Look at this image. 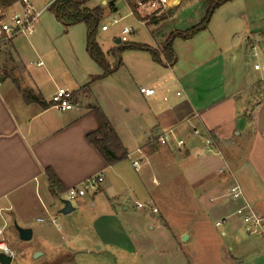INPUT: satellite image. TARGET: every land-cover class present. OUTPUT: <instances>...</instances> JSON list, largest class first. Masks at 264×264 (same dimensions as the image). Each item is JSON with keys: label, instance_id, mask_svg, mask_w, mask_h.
<instances>
[{"label": "crops", "instance_id": "1", "mask_svg": "<svg viewBox=\"0 0 264 264\" xmlns=\"http://www.w3.org/2000/svg\"><path fill=\"white\" fill-rule=\"evenodd\" d=\"M170 1L172 7L180 0ZM101 4L117 11L114 2L101 0ZM140 11L137 8L134 15ZM247 23V33L262 42L264 23ZM17 40L0 47V227L16 223L32 229L34 235V224L44 223L42 215L51 219L54 199L99 175L104 176L99 192L110 197L109 204L103 206L106 217H117L122 207L129 211V206L118 204L129 195L124 190L114 191V179L126 185L131 194L151 197L154 187L179 178L192 186L203 183L204 191L221 195L237 184L243 197L233 203L234 213L248 204L255 213L264 215V75L253 74L245 59L237 64L234 55V62H228L227 52L215 40L212 56L176 54L175 64L161 63L160 68L154 60L144 58L149 76L143 83L133 78L125 84L122 80L113 82V76L94 81L102 69L92 59L79 58L77 50L73 51L77 62L58 63L55 56L61 54L54 48L33 46L30 52L17 46ZM211 57L215 59L208 63ZM40 62L43 65L38 66ZM5 69L14 72L15 78L4 76ZM24 76L32 85L33 98L43 100V104L26 100L27 90L16 80L25 82ZM142 87L153 88L156 94L145 97L140 93ZM59 88L74 91L72 110L59 111L48 104ZM96 110L107 117L127 149L126 160L109 165L89 142L88 135L99 129ZM169 130L185 145H160L158 138ZM136 160L142 162V171L133 166ZM127 165L140 173L138 185ZM48 171L60 183L57 195L51 193ZM81 199L76 207L72 203L71 213L77 214L70 216L66 236L74 234L79 222L86 224L83 218L79 221L80 214L90 206ZM93 207H98L96 201ZM152 214L142 212L146 219ZM260 239L264 243V235ZM250 243L254 252L263 248L255 241ZM66 250L70 258L74 249Z\"/></svg>", "mask_w": 264, "mask_h": 264}, {"label": "rangeland", "instance_id": "2", "mask_svg": "<svg viewBox=\"0 0 264 264\" xmlns=\"http://www.w3.org/2000/svg\"><path fill=\"white\" fill-rule=\"evenodd\" d=\"M53 1L30 0L38 11L50 6ZM83 1L89 8L95 5L103 8V20L97 30L96 42L112 67L121 63L110 75L113 76L111 80L115 83L122 80L125 84L133 82V78L138 83H143L149 76L148 64L144 58L153 62V57L146 51H118L121 44L117 45L116 40L121 38L124 27L134 30L128 36V43L147 45L160 52L173 34L185 32L200 24L207 12L206 3L200 0H180L172 7L160 5L157 9L145 6L140 8L138 16L132 13L131 6L134 5L131 0H107L108 3H115L117 11L103 6L101 0ZM10 11L6 10L4 15H8ZM114 19L119 22L113 23ZM247 20L251 25L264 23V0H233L224 4L213 14L206 33L200 32L198 34L201 35L188 40L175 38L173 50L182 57L193 53L212 56L216 40L227 52L225 58L228 62H234V57L237 56V64L245 59L253 74L264 75L263 70L257 71L254 68L255 64L264 65V38L262 42H257L252 34L247 33ZM103 25L109 26L107 31L102 30ZM34 34L31 40L18 38L15 44L30 52L33 46L52 47L61 54L55 56L58 63L77 62L73 53L76 50L79 58L91 59L85 51L86 25L81 23L65 27L49 7L38 20ZM35 39L38 40L37 43ZM254 52H257V58L252 56ZM210 59L208 63L215 57ZM30 61L32 63L33 60ZM156 63L160 68L161 63ZM2 73L11 78L16 76L9 69ZM24 77L25 82L21 78L16 80L20 82V87L27 90L28 95H33L29 78ZM48 92L49 89L45 93ZM127 167L130 177L138 185L140 173H136L129 165ZM146 177L151 181V174L148 173ZM113 185L116 193L124 190L129 195L118 200V204L129 206V211L124 212L122 207L117 217H106L103 206L109 204L110 197L99 192L100 189L96 194L90 191L84 197L90 207L86 208V213L80 214L79 219L86 220V224L79 222L74 227L72 236H66L67 227L71 226V219L77 213H59L66 195L54 199L51 219L42 215L44 223L34 224L35 232L30 241H22L14 224H8L5 238L16 252L12 264H264L263 240L260 235L246 233L241 216L234 213V202L225 196L228 192L221 195L204 191L203 183L192 186L180 178L171 180L165 186L154 187L151 197L141 194L138 196L134 192L131 194L126 185L115 179ZM152 187L150 184V188ZM81 201V198L73 200V206H78ZM95 201L97 208L93 207ZM139 201L151 204L158 212L148 219L144 218L142 212L149 210L136 208L134 204ZM52 220L56 221L53 223ZM219 221L224 223L221 227H216L215 224ZM185 234L189 238L183 241ZM250 241H255V244L263 248L254 252ZM64 246L74 249L70 258H67L68 250ZM35 250L37 251L34 252ZM43 252L46 253L45 256H42Z\"/></svg>", "mask_w": 264, "mask_h": 264}, {"label": "built area", "instance_id": "3", "mask_svg": "<svg viewBox=\"0 0 264 264\" xmlns=\"http://www.w3.org/2000/svg\"><path fill=\"white\" fill-rule=\"evenodd\" d=\"M172 3L170 0H137L134 2V6L137 8H144L145 6L151 7L153 9H157L158 6H170ZM18 6V7H17ZM49 6L45 7L42 10H36L30 0H20L16 5L7 9L11 10L8 15H4L6 10L0 9V47L12 42L16 38L24 37L29 38L34 35L36 30V24L43 12ZM133 13V12H132ZM5 16V17H4ZM119 20L114 19L113 23H118ZM108 25H103L102 30L107 31ZM134 32L133 28L124 27L121 32L120 43H127L128 36ZM253 51L256 48L252 47ZM253 57H257V52L252 54ZM43 65L42 62L38 63V66ZM255 70L261 71L264 70V65L255 64ZM140 93L145 97H153L156 92L153 88L142 87L140 88ZM74 91L66 88H59L56 92L51 96L48 104L51 108L57 109L59 111H70L74 108L73 98ZM158 142L162 146H169L172 144H176L178 147H182L185 145V142L182 139H177L173 130H169L158 138ZM211 141H207L208 145H211ZM133 166L136 169H140L143 165L142 162L136 160L133 162ZM104 182V176H93L83 182L82 184L70 188L66 192V198L64 201H70L72 203L73 200L77 198H84L91 191L92 193H97L101 188L102 183ZM226 198L233 202H237L242 199L243 192L239 185H233L229 188L228 193L225 195ZM136 208L138 209H148L152 213H157V208L153 207L151 204L145 203H137ZM236 214L241 216L243 221L245 231L249 235H264V215H259L254 212V210L248 205L245 204L239 207L236 211ZM55 222V220H53ZM224 221L216 222V227H221ZM5 227H0V254L5 257L11 258L12 262L16 255V252L13 248H11L5 238ZM0 264H3L0 262ZM12 264V263H11Z\"/></svg>", "mask_w": 264, "mask_h": 264}, {"label": "trees", "instance_id": "4", "mask_svg": "<svg viewBox=\"0 0 264 264\" xmlns=\"http://www.w3.org/2000/svg\"><path fill=\"white\" fill-rule=\"evenodd\" d=\"M20 0H0V9L7 10L16 5ZM129 1V0H128ZM181 1H195V0H181ZM204 1L207 6V12L202 22L185 32H179L173 34L163 46V49L159 52L153 50L151 47L143 44H130L122 43L118 47L119 52L132 50V51H146L151 53L153 60L159 63H167L173 65L177 61L176 54L173 50V42L175 38L179 37L184 40H188L198 33L205 31L210 23V20L215 11L224 4L233 0H200ZM131 6V3H130ZM133 14L137 13V8L131 6ZM49 9L54 13L56 19L62 23L65 27H71L77 24H85L87 27V52L91 59L98 64L102 69V74L95 80H101L109 77L117 68L121 65L118 63L114 67L110 65L107 57L99 44L96 42V35L98 27L103 20V8L97 7L89 9L86 7V2L83 0H55ZM88 86H85L87 89ZM26 91V90H25ZM26 100L30 101L35 99L40 104H43V100L33 98L32 95L24 93ZM96 114L99 119V129L88 135V140L93 144L100 154L104 157L109 165H115L128 158V151L120 142L115 130L112 128L107 117L100 111L96 110ZM50 190L53 195H57L61 191L59 187L60 183L54 177V175L48 171Z\"/></svg>", "mask_w": 264, "mask_h": 264}, {"label": "water", "instance_id": "5", "mask_svg": "<svg viewBox=\"0 0 264 264\" xmlns=\"http://www.w3.org/2000/svg\"><path fill=\"white\" fill-rule=\"evenodd\" d=\"M116 44L117 45H120V40H116ZM64 203V208L61 210V213L62 214H69L71 212L74 211V207L72 206V203L70 201H63ZM14 227L18 233V236L19 238L22 240V241H30L33 237V231L32 229L30 228H22L20 226H18V224H14ZM189 238V235L185 234L183 236V241H186L187 239ZM0 262L3 263V264H11L12 263V259L11 258H8V257H5L4 255L0 254Z\"/></svg>", "mask_w": 264, "mask_h": 264}]
</instances>
